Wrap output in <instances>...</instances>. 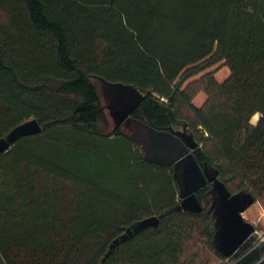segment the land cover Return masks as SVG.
I'll return each instance as SVG.
<instances>
[{
	"label": "trees",
	"instance_id": "16d2710c",
	"mask_svg": "<svg viewBox=\"0 0 264 264\" xmlns=\"http://www.w3.org/2000/svg\"><path fill=\"white\" fill-rule=\"evenodd\" d=\"M221 63L229 78L205 76L195 107L185 84ZM95 77L148 94L134 119L186 125L200 166L264 204V0H0V139L43 128L0 156V264H191L200 238L222 260L264 264L254 236L221 253L213 215L180 209L174 169L120 127L100 131ZM151 217L157 228L133 231Z\"/></svg>",
	"mask_w": 264,
	"mask_h": 264
},
{
	"label": "water",
	"instance_id": "95a60500",
	"mask_svg": "<svg viewBox=\"0 0 264 264\" xmlns=\"http://www.w3.org/2000/svg\"><path fill=\"white\" fill-rule=\"evenodd\" d=\"M92 80L99 81L114 92L116 103L110 108L117 119L116 129L124 125L133 133L131 138L143 150L145 161L174 169L180 188L181 210L194 214L203 213L204 207L197 193L213 183L216 198L210 212H214L213 220L216 229L214 242L221 253L232 257L256 231L255 226L247 222L243 216L256 203L254 195L245 190L231 194L220 180L217 169L208 166L201 167L195 157L199 145L192 136L187 138L173 130H159L134 119L133 113L148 94L140 92L131 85L110 83L96 77ZM42 133L43 128L36 120L22 124L7 137L0 139V156L8 153L12 144L19 139ZM159 224L158 217H151L136 224L133 231L140 233L149 228H157Z\"/></svg>",
	"mask_w": 264,
	"mask_h": 264
},
{
	"label": "rangeland",
	"instance_id": "374dc122",
	"mask_svg": "<svg viewBox=\"0 0 264 264\" xmlns=\"http://www.w3.org/2000/svg\"><path fill=\"white\" fill-rule=\"evenodd\" d=\"M213 76V78L218 83L225 82L230 76V70L225 65V63L218 64L207 71L201 73L200 75L195 76L191 80H189L184 88L191 87L196 93L195 97L193 98V105L197 108H202L208 100L207 94L203 91V87L201 82L204 80L205 76ZM93 84L95 85L96 89L99 92L100 100H101V109L105 114L106 122L100 125L99 129L103 132L104 135L112 136L115 133L117 119L113 115L112 107L116 103V97L114 92L109 88L103 86L99 81L92 80ZM257 120L255 121L254 118L251 121L253 126H256L261 118V115L258 114ZM121 130L124 131L128 136L132 137L133 133L125 128L124 125L120 126ZM175 131L182 132L183 126H176L174 127ZM233 191L234 188H232ZM73 190L71 186L67 187V194ZM212 199L208 198L207 201L203 203V207L210 212L212 208ZM209 202V203H207ZM211 215L214 212H210ZM244 219L255 226L257 234L254 236L256 241H260L261 237H264V204L260 201H257L247 212L243 215ZM215 223V221H214ZM215 227V224H214ZM216 230V229H215ZM188 259L190 260L191 264H235L236 259H220L210 248L208 243L205 242V239L200 238L199 243L193 246Z\"/></svg>",
	"mask_w": 264,
	"mask_h": 264
},
{
	"label": "flooded vegetation",
	"instance_id": "af4514ba",
	"mask_svg": "<svg viewBox=\"0 0 264 264\" xmlns=\"http://www.w3.org/2000/svg\"><path fill=\"white\" fill-rule=\"evenodd\" d=\"M173 131L176 132V133H181L183 136H185L187 138L189 136H192L194 138V140L196 141L194 133L192 131H190L186 125H183V131L182 132L175 131L174 129H173ZM207 187H210V191L208 192L207 197L213 200L212 201V205H213V202H214V200L216 198V192H215L213 183H210Z\"/></svg>",
	"mask_w": 264,
	"mask_h": 264
},
{
	"label": "built area",
	"instance_id": "2783aa9c",
	"mask_svg": "<svg viewBox=\"0 0 264 264\" xmlns=\"http://www.w3.org/2000/svg\"><path fill=\"white\" fill-rule=\"evenodd\" d=\"M256 234H257V231H255V233L253 234V236H255ZM253 236H252V237H253ZM252 237H251V238H252ZM251 238H250V239H251ZM259 243H264V237H261V240L259 241Z\"/></svg>",
	"mask_w": 264,
	"mask_h": 264
}]
</instances>
